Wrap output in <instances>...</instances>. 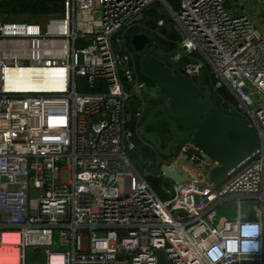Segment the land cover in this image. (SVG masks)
Listing matches in <instances>:
<instances>
[{
  "label": "built area",
  "instance_id": "built-area-1",
  "mask_svg": "<svg viewBox=\"0 0 264 264\" xmlns=\"http://www.w3.org/2000/svg\"><path fill=\"white\" fill-rule=\"evenodd\" d=\"M157 1L178 38L175 52L158 42L163 60L258 136L217 184L205 174L217 163L189 141L178 154L202 176L174 183L156 163L160 192L132 160L153 85L131 38H164L165 15L149 19ZM226 2L60 0L45 22L0 18V264H27L28 248L33 264H159L156 250L167 264H264V243L241 249L243 226H259L252 239L264 242V21ZM23 67L35 79L50 70L61 86L9 89L10 70ZM224 204L237 205L235 218L217 217Z\"/></svg>",
  "mask_w": 264,
  "mask_h": 264
},
{
  "label": "water",
  "instance_id": "water-1",
  "mask_svg": "<svg viewBox=\"0 0 264 264\" xmlns=\"http://www.w3.org/2000/svg\"><path fill=\"white\" fill-rule=\"evenodd\" d=\"M131 44L141 56L142 73L158 88V94L148 102V116L141 125L143 137L158 155L172 161L173 151L182 143L191 142L217 163L205 172L214 184L221 182L230 171L252 156L258 149L259 140L250 124L226 113L217 104L205 102L196 83L161 58L147 33L134 34ZM137 111V107L133 108L134 113ZM164 123L166 127L160 128ZM152 128L157 131L152 132ZM164 141L167 142L166 148ZM160 170L174 183L187 180L176 162L165 161ZM34 195L38 192L35 191ZM154 254L159 264H167L163 251L156 250Z\"/></svg>",
  "mask_w": 264,
  "mask_h": 264
},
{
  "label": "rangeland",
  "instance_id": "rangeland-1",
  "mask_svg": "<svg viewBox=\"0 0 264 264\" xmlns=\"http://www.w3.org/2000/svg\"><path fill=\"white\" fill-rule=\"evenodd\" d=\"M242 3V4H241ZM263 3V5L261 4ZM236 5H239L238 8L235 7ZM226 7L228 8V10H230V12L234 15H238V14H243L244 12H247L250 14L251 17L253 18H261L264 21V0H227L226 2ZM237 8V10L233 11V9L231 8ZM173 8L176 10V5H173ZM151 9H153V12L157 13V14H164L165 17L167 18V20L170 19L171 17V12L168 9V7L164 4V2L162 1H157L155 3L152 4ZM50 16V15H49ZM49 16H22V18H19L21 20H33V21H40V22H45L46 18ZM38 17V18H36ZM0 18L3 20H10L13 19L11 17H6V15H4L3 13L0 14ZM139 24H143V21L139 22ZM143 28V25L141 26V29ZM145 30V29H143ZM156 35H153V37H155ZM130 48L133 50V46L130 45ZM174 52L176 51V49L173 50ZM205 63L207 66H210L208 63V60L205 58ZM78 81H83V78H78ZM148 81V80H147ZM149 82V81H148ZM151 83V82H150ZM153 85V88L151 90V86H148L144 89V97L146 96V100L147 102L152 98H154L153 95H157L158 94V88L156 87L155 89V85L153 83H151ZM254 97V99L256 100L255 95L252 96ZM259 101H256V103H258ZM167 141V140H166ZM155 150V149H154ZM135 153V152H134ZM133 153V157L132 160L134 162V164L137 166V168L139 169V171L142 173L143 176H145L147 179L149 177L151 178H155V175L158 173V168L156 167V163L157 164H161L165 161H170L169 158L165 157V156H160L159 159L156 158L154 156V158L149 157L150 159H145V154L143 149L138 146L136 149V153L137 156H135ZM176 153H179L178 150L176 151ZM160 163H159V161ZM150 162H152L150 164ZM160 183V191H162V189H165V184L163 182H161V180H158ZM231 207H234V209H231ZM252 208V206H250ZM237 205H227L224 204L222 205L220 208H218V213H217V217H226L227 219H233L235 218L236 214H237ZM246 208V205H242L241 209L244 210ZM29 251V257L27 260V264H33V260H32V250L31 248H28Z\"/></svg>",
  "mask_w": 264,
  "mask_h": 264
},
{
  "label": "trees",
  "instance_id": "trees-1",
  "mask_svg": "<svg viewBox=\"0 0 264 264\" xmlns=\"http://www.w3.org/2000/svg\"><path fill=\"white\" fill-rule=\"evenodd\" d=\"M177 8V5H176ZM63 11L62 4L60 0H10V1H0V14L6 15V17H11L15 19L22 18V16H49L60 13ZM149 19L151 18L154 20L158 17V14L153 12V9L150 10ZM38 18V17H36ZM24 21H31L30 19ZM171 22L167 20L166 26L162 28L163 37L157 36L156 41L159 42V45L163 46V48L167 51L176 49L175 44L170 42V40H177V35L170 30ZM138 32V29H133L131 33ZM169 39V40H167ZM143 78L148 80L149 82L153 83L148 77L143 75ZM154 84V83H153ZM155 85V84H154ZM218 104V103H216ZM226 113H229L225 110ZM165 128L166 124L164 123L163 126L160 128ZM152 130L157 131L156 128H152ZM144 138V137H143ZM145 139V138H144ZM165 142V141H164ZM137 146H140L145 154V159L156 158V151L153 147H151L146 142L136 139ZM166 146V142L164 143ZM154 158V159H155ZM148 180L150 183L155 187V189L160 192V183L158 179L149 177Z\"/></svg>",
  "mask_w": 264,
  "mask_h": 264
},
{
  "label": "bare ground",
  "instance_id": "bare-ground-1",
  "mask_svg": "<svg viewBox=\"0 0 264 264\" xmlns=\"http://www.w3.org/2000/svg\"><path fill=\"white\" fill-rule=\"evenodd\" d=\"M38 75H44L43 73ZM32 68H13L10 70L7 87L17 91H30L39 89H57L61 83L56 81L50 70L41 79H35Z\"/></svg>",
  "mask_w": 264,
  "mask_h": 264
},
{
  "label": "clouds",
  "instance_id": "clouds-1",
  "mask_svg": "<svg viewBox=\"0 0 264 264\" xmlns=\"http://www.w3.org/2000/svg\"><path fill=\"white\" fill-rule=\"evenodd\" d=\"M260 232V227L259 226H252L251 228L247 226L242 227V237H247L248 239H242L241 240V249L244 253H248L251 251V249H259L261 246V243L264 242H259L256 241L252 238L257 236Z\"/></svg>",
  "mask_w": 264,
  "mask_h": 264
},
{
  "label": "crops",
  "instance_id": "crops-1",
  "mask_svg": "<svg viewBox=\"0 0 264 264\" xmlns=\"http://www.w3.org/2000/svg\"><path fill=\"white\" fill-rule=\"evenodd\" d=\"M153 96L155 97L156 95H153ZM152 132H155V131L152 130ZM146 143H147V141H146ZM166 144H167V142H166ZM176 151L174 152V154H175L174 159L172 161L170 160V163L176 162L177 166H178V170L182 174L186 175L187 178L195 177V176H202V175H200L199 170H197L196 166L193 163H191L189 160H187L183 155L176 153Z\"/></svg>",
  "mask_w": 264,
  "mask_h": 264
},
{
  "label": "flooded vegetation",
  "instance_id": "flooded-vegetation-1",
  "mask_svg": "<svg viewBox=\"0 0 264 264\" xmlns=\"http://www.w3.org/2000/svg\"><path fill=\"white\" fill-rule=\"evenodd\" d=\"M149 36H150V33L149 31L146 32ZM150 39L152 40L153 42V47L154 49L160 54L161 58L162 59H165V56L162 54V50L160 49L161 46L158 45V42L155 40V39H152L151 36H150ZM167 127H168V124H167ZM167 133V132H166ZM166 148V146H164ZM176 150L173 151V153L175 152Z\"/></svg>",
  "mask_w": 264,
  "mask_h": 264
}]
</instances>
